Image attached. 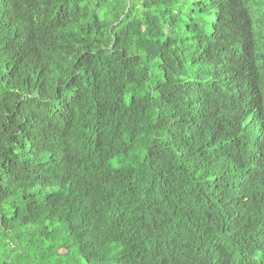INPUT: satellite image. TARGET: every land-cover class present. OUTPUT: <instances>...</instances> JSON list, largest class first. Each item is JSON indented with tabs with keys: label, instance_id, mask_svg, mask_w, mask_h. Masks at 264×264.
Instances as JSON below:
<instances>
[{
	"label": "trees",
	"instance_id": "1",
	"mask_svg": "<svg viewBox=\"0 0 264 264\" xmlns=\"http://www.w3.org/2000/svg\"><path fill=\"white\" fill-rule=\"evenodd\" d=\"M7 237L0 264H264V0H0Z\"/></svg>",
	"mask_w": 264,
	"mask_h": 264
},
{
	"label": "rangeland",
	"instance_id": "2",
	"mask_svg": "<svg viewBox=\"0 0 264 264\" xmlns=\"http://www.w3.org/2000/svg\"><path fill=\"white\" fill-rule=\"evenodd\" d=\"M3 214H6V217H9V215L7 214L6 209L4 207H3ZM22 230H23V228L18 230V228H16V227H14V229H13L15 234H18ZM5 240H6V242H4V241L1 242L0 241V250L1 251H6L7 253L11 252L13 247H14V245H15V243H14L13 239H11L10 237H7ZM2 246L4 247V249L2 248Z\"/></svg>",
	"mask_w": 264,
	"mask_h": 264
}]
</instances>
